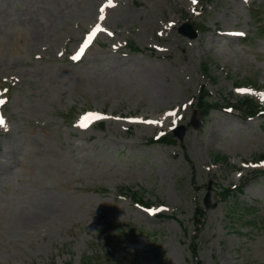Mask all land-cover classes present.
Segmentation results:
<instances>
[{
	"label": "rangeland",
	"instance_id": "374dc122",
	"mask_svg": "<svg viewBox=\"0 0 264 264\" xmlns=\"http://www.w3.org/2000/svg\"><path fill=\"white\" fill-rule=\"evenodd\" d=\"M184 13L211 30L182 35ZM260 25L264 0H0V264H84L97 250L114 259L99 264H264V118L227 109L191 125L202 86L264 102ZM249 79L258 87L235 85ZM90 114L104 118L81 127ZM177 124L186 149L147 143ZM247 179L237 200L214 190Z\"/></svg>",
	"mask_w": 264,
	"mask_h": 264
},
{
	"label": "trees",
	"instance_id": "16d2710c",
	"mask_svg": "<svg viewBox=\"0 0 264 264\" xmlns=\"http://www.w3.org/2000/svg\"><path fill=\"white\" fill-rule=\"evenodd\" d=\"M137 49L140 50V48L137 47ZM203 70L207 75H210V67L209 64L204 63L203 64ZM227 101V100H226ZM227 105H232L240 110L243 116H257L260 114L264 115V105L260 104L259 101L252 99V98H243L237 100L236 103H230V101L226 102ZM197 106L203 116H207L210 114L213 110L221 109L224 106L221 102L215 101L212 99L210 93L203 89L202 93L199 95L197 99ZM101 127H103V124H101ZM149 143H162V144H175L176 140L171 134H168L161 138L160 140H149ZM214 159L216 162H222L224 165L230 166L228 162V158L225 155L217 154L214 156ZM259 161H264V153L259 155L257 157ZM246 182L239 187V188H233V187H219V189L216 191L217 196L219 199L224 201L225 203H228L230 201L237 200L239 197V193H243V189ZM120 192L126 193L129 195V197L132 198V200L136 203H139L140 205L150 207L152 204V201L148 198H145V195L142 190H134L132 187H122L120 189ZM234 204H230L231 207H233ZM238 205V204H237ZM241 220V216L238 218ZM195 224L198 229V233L200 234L201 230L203 229L205 222H206V212L203 210H200L199 212L196 211V219ZM197 235L193 236L192 241L190 242V249L192 252V255L194 258L198 256V243H197ZM99 246H102V243H99ZM102 258H105L109 262H114L113 256L111 253H107L106 251L97 250L92 256H88L84 262V264H99L100 260ZM117 264V260L116 263ZM197 264H201L197 259Z\"/></svg>",
	"mask_w": 264,
	"mask_h": 264
},
{
	"label": "snow or ice",
	"instance_id": "6c2138e0",
	"mask_svg": "<svg viewBox=\"0 0 264 264\" xmlns=\"http://www.w3.org/2000/svg\"><path fill=\"white\" fill-rule=\"evenodd\" d=\"M193 2L195 3L196 0H193ZM104 29H102L101 27L97 26L96 29L93 30V32L87 37V40L84 44V46L81 48L80 52L77 54V56L73 57V59L79 60L81 58V56L83 55L85 49L92 43L95 35L100 32L103 31ZM5 103V101L0 100V106H2ZM174 115V113H173ZM104 117L100 116L99 114H90V117H86L85 120L88 121L87 123H83L80 125L81 127H88L89 123L92 120H98V119H102ZM145 123H156L155 121H145ZM0 127L5 128V130H7V125L5 122V119L2 115H0Z\"/></svg>",
	"mask_w": 264,
	"mask_h": 264
},
{
	"label": "water",
	"instance_id": "95a60500",
	"mask_svg": "<svg viewBox=\"0 0 264 264\" xmlns=\"http://www.w3.org/2000/svg\"><path fill=\"white\" fill-rule=\"evenodd\" d=\"M182 32L188 34L189 36L193 37V36H196V33L193 31V29L190 27V26H184L180 29ZM182 133L185 131V128L184 127H181L179 129ZM177 131V130H176ZM177 133V132H176ZM210 188V187H209ZM209 197H210V192L208 193V196H207V201L209 200Z\"/></svg>",
	"mask_w": 264,
	"mask_h": 264
}]
</instances>
